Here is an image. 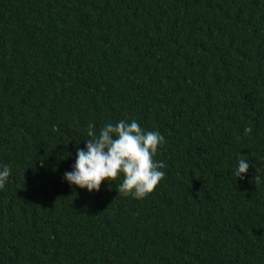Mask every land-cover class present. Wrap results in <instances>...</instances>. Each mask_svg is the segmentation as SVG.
I'll list each match as a JSON object with an SVG mask.
<instances>
[{"label":"trees","instance_id":"trees-1","mask_svg":"<svg viewBox=\"0 0 264 264\" xmlns=\"http://www.w3.org/2000/svg\"><path fill=\"white\" fill-rule=\"evenodd\" d=\"M133 119L152 193L63 179ZM0 165V264H264V0H0Z\"/></svg>","mask_w":264,"mask_h":264},{"label":"clouds","instance_id":"clouds-1","mask_svg":"<svg viewBox=\"0 0 264 264\" xmlns=\"http://www.w3.org/2000/svg\"><path fill=\"white\" fill-rule=\"evenodd\" d=\"M245 133L252 132L251 127ZM89 139L84 148H76L72 171H66L63 179L89 192L99 191L102 182H113L121 175L119 193L125 197L143 199L152 193L166 173L161 169L165 162L154 160L158 148L164 145L165 138L158 131H146L136 120L107 123L97 134L90 123L87 129ZM249 164L246 159H238L234 168L235 178L244 179ZM12 169L0 165V189L7 183ZM258 180V176H254Z\"/></svg>","mask_w":264,"mask_h":264}]
</instances>
